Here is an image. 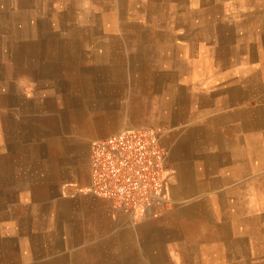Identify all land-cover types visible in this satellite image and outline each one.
Masks as SVG:
<instances>
[{
  "label": "crops",
  "instance_id": "1",
  "mask_svg": "<svg viewBox=\"0 0 264 264\" xmlns=\"http://www.w3.org/2000/svg\"><path fill=\"white\" fill-rule=\"evenodd\" d=\"M139 126L169 201L135 219L88 144ZM0 264H264V0H0Z\"/></svg>",
  "mask_w": 264,
  "mask_h": 264
},
{
  "label": "built area",
  "instance_id": "2",
  "mask_svg": "<svg viewBox=\"0 0 264 264\" xmlns=\"http://www.w3.org/2000/svg\"><path fill=\"white\" fill-rule=\"evenodd\" d=\"M165 149L152 128L123 129L90 147L93 195L134 216H157L169 201Z\"/></svg>",
  "mask_w": 264,
  "mask_h": 264
},
{
  "label": "rangeland",
  "instance_id": "3",
  "mask_svg": "<svg viewBox=\"0 0 264 264\" xmlns=\"http://www.w3.org/2000/svg\"><path fill=\"white\" fill-rule=\"evenodd\" d=\"M142 126H139V127H133V128H141ZM153 130H155L156 131V133H157V135H158V129L157 128H155V127H151ZM96 139H99V138H95V139H91L90 140V142H89V144H88V146L89 147H91V144H92V142L94 141V140H96ZM84 141H86V139H83ZM168 178V177H167ZM168 187H169V184H168ZM133 216V218H135V219H140V218H143V217H145V216H134V215H132ZM146 216H148V215H146Z\"/></svg>",
  "mask_w": 264,
  "mask_h": 264
}]
</instances>
